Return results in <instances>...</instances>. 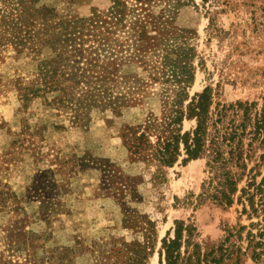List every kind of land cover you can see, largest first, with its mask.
<instances>
[{
  "label": "rangeland",
  "instance_id": "obj_1",
  "mask_svg": "<svg viewBox=\"0 0 264 264\" xmlns=\"http://www.w3.org/2000/svg\"><path fill=\"white\" fill-rule=\"evenodd\" d=\"M182 1L176 7L166 1L140 5L126 0V4L140 16L167 19L160 25L163 32H158L173 33L178 44L188 48L194 67L188 95L209 87L214 119L226 106L216 123L221 132L244 121L239 162L245 166L232 162L219 167L212 182V186L222 183L225 169L240 177L232 204L221 205L211 198L210 157L185 164L180 158L164 168L130 158L122 143L123 128L143 123L162 109L160 84L151 82L147 70H138L143 85L129 106L119 113L93 110L86 125H74L68 112L53 110L42 98L23 106L17 86L30 80L35 60L10 44L0 45V188L23 197L47 170L58 185L54 190L41 187L39 196L22 203V211L0 209V264H139L132 251H138L143 264H165L159 253L163 239L173 238L175 221L192 228L190 243L180 247V264H264V200L260 202L264 148L262 135L251 140L248 133L264 96V0ZM36 2L55 7L60 14L86 16L92 7L106 6L107 0ZM3 4L0 1V7ZM148 57L149 66L158 59ZM245 103H254L247 118ZM194 126V119L182 123L183 130ZM247 183L253 193L251 204L248 194L237 200ZM46 196L54 204L47 213L40 205ZM9 229L22 233L18 238L24 241L16 252L8 248ZM186 238L183 232L182 241Z\"/></svg>",
  "mask_w": 264,
  "mask_h": 264
},
{
  "label": "trees",
  "instance_id": "obj_2",
  "mask_svg": "<svg viewBox=\"0 0 264 264\" xmlns=\"http://www.w3.org/2000/svg\"><path fill=\"white\" fill-rule=\"evenodd\" d=\"M0 1H4L0 7V35L3 37L0 45L10 44L17 53L25 52L35 60L30 80L17 86L24 107L33 98H42L53 110L68 112L72 124L86 125L93 110L109 109L119 113L129 106L132 95L143 85L138 70H147L151 82L160 84L158 94L162 109L158 115L150 113L143 123L123 128L122 143L130 158L164 168L173 166L180 158L185 164L192 159L210 157L207 166L210 173L214 171L208 180V186L214 187L211 198L221 205L232 204V195L237 191L240 177L236 179L230 169H225L220 174L222 183L212 186V182L219 167L224 168L232 162L245 166L239 162H242L244 121L238 127L232 126L229 131L221 132L216 123L224 115L226 106L220 107L214 119L213 112H210V88L205 87L191 97L188 95L187 89L194 81V67L188 48L178 44L173 33H159L163 32L160 25H165L167 19L135 14V9L129 8L126 0H107L106 6L92 7L86 16L60 14L55 7L37 5L36 0H29L31 5H25L24 0ZM61 1L74 3L76 0ZM134 1L140 5L166 1L171 7L184 3L182 0ZM132 17L136 19L132 20ZM143 17L150 18V22L142 21ZM153 29L157 31L156 35L150 34ZM43 51L46 52L44 55ZM149 55L158 57L150 66L147 63ZM262 100L260 112L255 114L253 129L248 133L253 135L251 140L262 135L260 143L264 148V96ZM252 105L254 103L243 106L245 118ZM185 119H194L195 126L183 130ZM23 127L29 128L25 123ZM39 128H35L34 133ZM50 174H53L51 170L41 173L26 188L23 197L0 188V209L10 207V210L22 211V203L39 196L41 187L56 189L58 185L48 178ZM250 185L247 183L246 188L239 190L238 201L248 194L246 199L252 203L253 193L247 189ZM257 189L261 191L259 186ZM51 195L58 194L52 192ZM49 197L40 202L46 213L54 209ZM263 200L260 198V202ZM191 229L182 221H175L174 236L163 239L159 253L165 264H180V247L183 243H190ZM183 232L187 238L182 241ZM21 234L14 229L8 230L10 251L20 249L19 245L24 241L18 238ZM131 253L136 255L137 263L143 264L138 251Z\"/></svg>",
  "mask_w": 264,
  "mask_h": 264
}]
</instances>
